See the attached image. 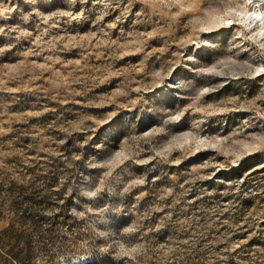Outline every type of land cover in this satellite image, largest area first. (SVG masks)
<instances>
[{
    "label": "rangeland",
    "instance_id": "374dc122",
    "mask_svg": "<svg viewBox=\"0 0 264 264\" xmlns=\"http://www.w3.org/2000/svg\"><path fill=\"white\" fill-rule=\"evenodd\" d=\"M254 9L0 0V264H264Z\"/></svg>",
    "mask_w": 264,
    "mask_h": 264
},
{
    "label": "bare ground",
    "instance_id": "6f19581e",
    "mask_svg": "<svg viewBox=\"0 0 264 264\" xmlns=\"http://www.w3.org/2000/svg\"><path fill=\"white\" fill-rule=\"evenodd\" d=\"M262 1L264 0H252L255 9L252 14H250L251 22L254 24V29L256 30L254 37L257 39L262 37L260 32L264 31V2Z\"/></svg>",
    "mask_w": 264,
    "mask_h": 264
},
{
    "label": "trees",
    "instance_id": "16d2710c",
    "mask_svg": "<svg viewBox=\"0 0 264 264\" xmlns=\"http://www.w3.org/2000/svg\"><path fill=\"white\" fill-rule=\"evenodd\" d=\"M30 255V248H23L15 252V254H1L0 253V261H6L7 259H11V261L20 262L22 258H28ZM9 256V257H8Z\"/></svg>",
    "mask_w": 264,
    "mask_h": 264
}]
</instances>
